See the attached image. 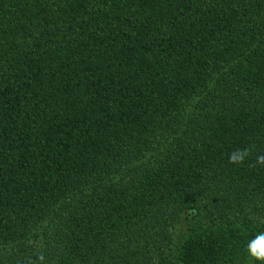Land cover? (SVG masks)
Listing matches in <instances>:
<instances>
[{
  "label": "trees",
  "instance_id": "16d2710c",
  "mask_svg": "<svg viewBox=\"0 0 264 264\" xmlns=\"http://www.w3.org/2000/svg\"><path fill=\"white\" fill-rule=\"evenodd\" d=\"M260 154L264 0H0V264H261Z\"/></svg>",
  "mask_w": 264,
  "mask_h": 264
},
{
  "label": "clouds",
  "instance_id": "9594fccd",
  "mask_svg": "<svg viewBox=\"0 0 264 264\" xmlns=\"http://www.w3.org/2000/svg\"><path fill=\"white\" fill-rule=\"evenodd\" d=\"M254 150V145L243 149H236L229 154V163L234 165H242ZM255 164L264 167V154H260L255 159ZM247 252L249 256L264 264V231L259 232L247 244Z\"/></svg>",
  "mask_w": 264,
  "mask_h": 264
},
{
  "label": "rangeland",
  "instance_id": "374dc122",
  "mask_svg": "<svg viewBox=\"0 0 264 264\" xmlns=\"http://www.w3.org/2000/svg\"><path fill=\"white\" fill-rule=\"evenodd\" d=\"M193 213H194L193 210H185V211L181 212L179 221L175 225V229H174L176 238L178 240L177 244L184 242L185 239H188L189 234L192 233V226H193L194 217H195L193 215ZM258 233L259 232H257V234ZM237 257H239V256H237ZM242 264H250V262L246 258V259H244V262Z\"/></svg>",
  "mask_w": 264,
  "mask_h": 264
}]
</instances>
